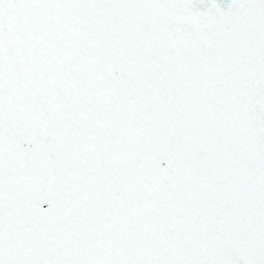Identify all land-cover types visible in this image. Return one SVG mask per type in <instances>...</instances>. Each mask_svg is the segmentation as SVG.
<instances>
[{"label": "snow or ice", "instance_id": "obj_1", "mask_svg": "<svg viewBox=\"0 0 264 264\" xmlns=\"http://www.w3.org/2000/svg\"><path fill=\"white\" fill-rule=\"evenodd\" d=\"M0 264H264V0H0Z\"/></svg>", "mask_w": 264, "mask_h": 264}]
</instances>
